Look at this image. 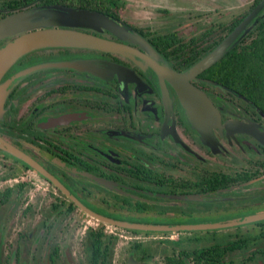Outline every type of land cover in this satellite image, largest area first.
Listing matches in <instances>:
<instances>
[{
  "label": "flooded vegetation",
  "instance_id": "af4514ba",
  "mask_svg": "<svg viewBox=\"0 0 264 264\" xmlns=\"http://www.w3.org/2000/svg\"><path fill=\"white\" fill-rule=\"evenodd\" d=\"M46 5L101 11L137 36L41 25L64 39L0 76V264H264V107L202 71L190 82L221 117L207 139L171 79L222 40L188 64L208 28L173 30L197 39L184 53L114 5L0 0V20Z\"/></svg>",
  "mask_w": 264,
  "mask_h": 264
},
{
  "label": "water",
  "instance_id": "95a60500",
  "mask_svg": "<svg viewBox=\"0 0 264 264\" xmlns=\"http://www.w3.org/2000/svg\"><path fill=\"white\" fill-rule=\"evenodd\" d=\"M263 9L264 0H260L214 49L198 59L186 71L180 73L173 72V77L171 79L186 108L189 119L194 127L207 139L210 138L212 128L220 124V113L210 97L204 91L193 85L190 80L196 77L197 74L211 67L247 36L264 17V11L259 15L260 11ZM35 18L42 20L32 22ZM76 19L95 21L111 27L116 31L137 36L136 31L118 21V19L101 11L85 8L72 9L58 5L33 7L26 11L13 13L0 20V40L15 33H21L15 39L0 47V76L22 54L64 39V34L62 33L52 29H39L38 27L41 25L56 26ZM32 27H37V29L30 31ZM88 41L95 44L101 43L100 40L92 38ZM140 227L147 229H175L173 227Z\"/></svg>",
  "mask_w": 264,
  "mask_h": 264
},
{
  "label": "trees",
  "instance_id": "16d2710c",
  "mask_svg": "<svg viewBox=\"0 0 264 264\" xmlns=\"http://www.w3.org/2000/svg\"><path fill=\"white\" fill-rule=\"evenodd\" d=\"M259 1L255 0L248 11L235 16L227 23L219 24L217 27L211 25L207 30L212 33L213 42L202 52H195L188 64L214 48ZM47 2L83 5L103 10L112 8L114 5L116 12H121L125 6L123 0H47ZM154 36L165 46H179L184 53L187 52L188 46L196 47L197 45V39L184 43L185 39L177 31H170L165 34L155 33ZM205 74L226 84L231 92L239 93L264 107V17L237 45L205 70Z\"/></svg>",
  "mask_w": 264,
  "mask_h": 264
},
{
  "label": "rangeland",
  "instance_id": "374dc122",
  "mask_svg": "<svg viewBox=\"0 0 264 264\" xmlns=\"http://www.w3.org/2000/svg\"><path fill=\"white\" fill-rule=\"evenodd\" d=\"M122 17L155 32L181 30L191 35L201 28L225 24L249 10L255 0H123ZM264 9L260 11L262 14Z\"/></svg>",
  "mask_w": 264,
  "mask_h": 264
}]
</instances>
